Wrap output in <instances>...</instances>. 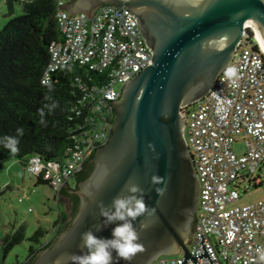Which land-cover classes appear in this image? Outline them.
<instances>
[{
    "label": "water",
    "instance_id": "water-1",
    "mask_svg": "<svg viewBox=\"0 0 264 264\" xmlns=\"http://www.w3.org/2000/svg\"><path fill=\"white\" fill-rule=\"evenodd\" d=\"M106 4L129 9L149 48L151 63L123 85L118 100H110L112 132L90 159L92 171L74 190L79 197L77 213L32 264H73V254L87 252L80 244L81 234L88 230L112 238L117 225L105 227L100 208L110 206L118 194L127 195L121 190L129 182L143 189L147 206L133 222L144 251L131 261L113 252L112 264H151L158 256L178 254L181 249V264L188 259L197 264L203 257L213 264L203 234L202 254L192 256L186 247L197 213L198 179L180 111L209 92L233 57L246 26L255 24L264 36V1L69 0L66 10L92 17ZM153 176L162 178V183L153 184ZM57 203L70 215L67 196L60 193ZM141 222L146 225L143 230Z\"/></svg>",
    "mask_w": 264,
    "mask_h": 264
},
{
    "label": "built area",
    "instance_id": "built-area-1",
    "mask_svg": "<svg viewBox=\"0 0 264 264\" xmlns=\"http://www.w3.org/2000/svg\"><path fill=\"white\" fill-rule=\"evenodd\" d=\"M67 1L55 0L63 40L49 45L41 83L49 84L56 70L74 63L102 73L106 81L83 87L73 108L81 122L72 134V150L60 160L31 156L26 163V169L47 181L56 196L90 154L108 141L113 128L110 100L117 99L123 85L151 63L149 48L128 8L106 4L92 17L70 15ZM229 64L238 69L237 87L222 83L221 71L207 94L180 111L198 179L194 231L186 247L192 256L202 254L203 234L213 264H259L256 249H264V198L230 206L240 197L238 189L246 192L264 183V49L251 27L246 26ZM220 105L226 109L223 119L217 115ZM237 142L242 143L240 153L233 148ZM183 256L181 249L175 256L160 255L151 264H181ZM186 264L193 262L188 259ZM197 264L209 262L203 257Z\"/></svg>",
    "mask_w": 264,
    "mask_h": 264
},
{
    "label": "trees",
    "instance_id": "trees-1",
    "mask_svg": "<svg viewBox=\"0 0 264 264\" xmlns=\"http://www.w3.org/2000/svg\"><path fill=\"white\" fill-rule=\"evenodd\" d=\"M15 1L18 0H5L7 15L13 14ZM19 1L22 14L9 18L0 29V168L7 160H18L26 166L31 156L43 161L64 158L72 150V134L81 122L73 108L84 93L83 87L106 81L102 73L74 63L56 70L49 84L41 83L49 61V45L63 40L55 18V0ZM19 128L24 130L23 136H17ZM6 136L19 140L17 153L12 154L4 147L2 141ZM95 150L72 176L74 186L67 183L60 191L71 201L70 217L60 210L54 222L58 228L46 243L42 241L46 231L41 227L27 238L26 225H18L2 238L3 259L27 238L31 244L25 260L14 264H32L67 229L79 207L74 190L92 171L90 159ZM35 179V184H48L39 177Z\"/></svg>",
    "mask_w": 264,
    "mask_h": 264
},
{
    "label": "rangeland",
    "instance_id": "rangeland-1",
    "mask_svg": "<svg viewBox=\"0 0 264 264\" xmlns=\"http://www.w3.org/2000/svg\"><path fill=\"white\" fill-rule=\"evenodd\" d=\"M22 2L15 1L13 14L7 15L5 0H0V29L11 17L22 14ZM186 137V134L184 135ZM237 153L242 151V143L233 146ZM35 176L18 160H7L0 168V264H14L23 262L27 256L31 242L27 239L37 228L46 231L42 241L56 228L54 222L59 218L60 208L58 196L46 183L35 184ZM69 186H74L73 178L68 181ZM239 199L230 206L249 204L264 198V183L257 187H250L243 192L238 189ZM70 217L69 212L63 210ZM24 223L26 237L20 244L12 248L3 259L1 241L7 234ZM179 254V253H178ZM175 256L177 254H168Z\"/></svg>",
    "mask_w": 264,
    "mask_h": 264
},
{
    "label": "clouds",
    "instance_id": "clouds-1",
    "mask_svg": "<svg viewBox=\"0 0 264 264\" xmlns=\"http://www.w3.org/2000/svg\"><path fill=\"white\" fill-rule=\"evenodd\" d=\"M222 83H227L230 87H237L239 74L238 69L229 64L223 68ZM226 109L223 105L217 107V115L224 118ZM24 130L17 129V136H23ZM4 147L12 154L19 151V140L16 137H4L2 141ZM151 148L152 145H149ZM153 184L162 183V178L153 176ZM161 194L160 188L156 189ZM121 192H127V195L118 194L113 198L110 206H102L100 215L103 218L105 227L109 224H116L112 229V238L97 237L93 231L88 230L81 234L80 248L85 254L71 256L73 264H112L113 252L116 257L124 261H131L133 257L144 251V246L140 243V234L134 227V221L143 216L147 211V206L143 199V189L136 183H126ZM119 222V223H117ZM143 230L146 225L141 222ZM259 264H264V249L257 248Z\"/></svg>",
    "mask_w": 264,
    "mask_h": 264
},
{
    "label": "bare ground",
    "instance_id": "bare-ground-1",
    "mask_svg": "<svg viewBox=\"0 0 264 264\" xmlns=\"http://www.w3.org/2000/svg\"><path fill=\"white\" fill-rule=\"evenodd\" d=\"M248 26L251 27L255 31V35H256L258 41L260 42L262 48L264 49V36L261 33V31L259 30V28L255 24L248 25Z\"/></svg>",
    "mask_w": 264,
    "mask_h": 264
},
{
    "label": "flooded vegetation",
    "instance_id": "flooded-vegetation-1",
    "mask_svg": "<svg viewBox=\"0 0 264 264\" xmlns=\"http://www.w3.org/2000/svg\"><path fill=\"white\" fill-rule=\"evenodd\" d=\"M121 95V94H120ZM120 97V96H119ZM119 97L116 99V100H118L119 99ZM115 105H113V109H114V113H115V107H114ZM113 123H114V121H113ZM88 168H89V166L88 167H86V170H88ZM92 168H93V165H92ZM69 199V198H68ZM69 203H70V206H71V201H70V199H69ZM71 208V207H70ZM194 223H195V217H194V220H193V222H192V226H191V234H192V230H193V227H194ZM189 236H191V235H189Z\"/></svg>",
    "mask_w": 264,
    "mask_h": 264
}]
</instances>
